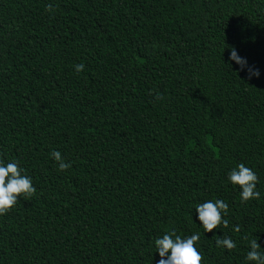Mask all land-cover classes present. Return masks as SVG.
I'll return each mask as SVG.
<instances>
[{
  "label": "trees",
  "instance_id": "obj_1",
  "mask_svg": "<svg viewBox=\"0 0 264 264\" xmlns=\"http://www.w3.org/2000/svg\"><path fill=\"white\" fill-rule=\"evenodd\" d=\"M0 160L36 188L0 215V264H156L171 230L200 234L202 264H255L264 0H0ZM241 163L259 200L228 179ZM217 199L228 227L205 233L195 208Z\"/></svg>",
  "mask_w": 264,
  "mask_h": 264
},
{
  "label": "clouds",
  "instance_id": "obj_2",
  "mask_svg": "<svg viewBox=\"0 0 264 264\" xmlns=\"http://www.w3.org/2000/svg\"><path fill=\"white\" fill-rule=\"evenodd\" d=\"M46 10L52 12V5H47ZM229 59L236 61L241 70L247 68L249 78L253 75L259 76V70L248 66L246 59L237 54L235 47H231ZM75 68L79 72L84 68V65L78 64ZM160 98L157 96V99ZM51 156L58 162L59 171H65L71 167L70 163L64 161L59 151H52ZM23 172L24 170L20 168L18 161L13 160L5 163L4 160H0V215H4L14 208L19 199L27 198L30 200L36 193L31 177L22 174ZM228 179L242 190L240 193L242 203L252 199L259 200L260 193L255 190L258 176L251 168L241 163L230 171ZM195 210L205 233L221 228V225L225 228L228 227V220L223 219V216L228 213V204L223 200L206 201L198 204ZM233 230L239 232L240 226L236 225ZM199 240V233H193L189 237H181L176 234L175 230L166 232L162 238L155 240L156 252L160 256L156 264H202L204 257L196 247ZM257 241L256 239L251 241L247 259L254 261L255 264H264V252L260 251L261 246ZM216 245L217 247H225L229 251L236 247L235 242L230 237L217 239Z\"/></svg>",
  "mask_w": 264,
  "mask_h": 264
}]
</instances>
